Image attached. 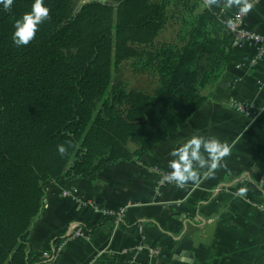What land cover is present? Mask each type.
Returning a JSON list of instances; mask_svg holds the SVG:
<instances>
[{"label":"trees","instance_id":"obj_1","mask_svg":"<svg viewBox=\"0 0 264 264\" xmlns=\"http://www.w3.org/2000/svg\"><path fill=\"white\" fill-rule=\"evenodd\" d=\"M32 3L0 5V264H36L29 235L52 184L94 182L188 123L228 70L235 42L201 0H45L49 18L16 47L15 21Z\"/></svg>","mask_w":264,"mask_h":264},{"label":"crops","instance_id":"obj_2","mask_svg":"<svg viewBox=\"0 0 264 264\" xmlns=\"http://www.w3.org/2000/svg\"><path fill=\"white\" fill-rule=\"evenodd\" d=\"M225 3L219 0L209 9L229 22L238 8ZM244 25L264 36V0ZM255 54L254 46L234 48L208 103L152 153L110 166L94 182L52 184L29 235L36 264H264V214L256 207L264 205V172L258 177L264 167V57L249 66ZM234 96L257 103L258 118L233 111ZM194 133L227 143L229 155L211 175L201 173L197 183L161 184L160 172L172 171L170 153ZM69 189L78 192L79 201L62 197ZM92 204L125 211L118 221L93 228L104 215ZM75 223L82 237L72 235Z\"/></svg>","mask_w":264,"mask_h":264},{"label":"clouds","instance_id":"obj_3","mask_svg":"<svg viewBox=\"0 0 264 264\" xmlns=\"http://www.w3.org/2000/svg\"><path fill=\"white\" fill-rule=\"evenodd\" d=\"M219 0H208V4H217ZM14 0H0L5 10H10ZM255 0H226L225 8H238V15H246L254 8ZM50 9L45 0H33L31 11L24 13L15 21L12 42L16 47L27 46L36 37L40 26L49 18ZM231 23V21H229ZM61 155L66 148L58 146ZM230 146L217 137H205L194 133L184 144L170 153L172 159L169 168L172 170L169 179L179 187L186 182L197 183L201 173L209 176L217 169L224 157L228 156ZM244 190L242 189L241 192Z\"/></svg>","mask_w":264,"mask_h":264},{"label":"built area","instance_id":"obj_4","mask_svg":"<svg viewBox=\"0 0 264 264\" xmlns=\"http://www.w3.org/2000/svg\"><path fill=\"white\" fill-rule=\"evenodd\" d=\"M263 0H255L254 6L258 5ZM204 5H206L208 8L210 7L208 4V0L202 1ZM248 14V13H247ZM246 15H238V11L235 12L230 19L231 23L224 22L228 25L229 29L235 34V42H234V48H242L246 46H254L256 48V54L253 58H250L248 60L249 66H255L257 65L262 58L264 57V36L258 33L257 31H254L250 28L245 27L244 21L246 18ZM218 16V15H217ZM220 17V16H219ZM231 106L235 111L242 114L245 117H251L255 115L258 116V105L257 103H242L239 100H233ZM255 119L254 117H251ZM160 183L161 184H170L175 185L176 182L174 180L169 179L170 174L167 172H160ZM62 197L65 199H73L76 201H79L80 198L78 196V192L75 189H69L66 191H63L61 193ZM92 207L97 213H101L104 216H117L118 220L121 218L122 214H124V209H120L118 211H107L102 210L95 204H92ZM257 209L264 214V205L258 206L256 205ZM103 216V217H104ZM117 220V221H118ZM72 235L74 237H82L83 232L82 228L78 223H75L71 228ZM152 253H155L153 250Z\"/></svg>","mask_w":264,"mask_h":264},{"label":"rangeland","instance_id":"obj_5","mask_svg":"<svg viewBox=\"0 0 264 264\" xmlns=\"http://www.w3.org/2000/svg\"><path fill=\"white\" fill-rule=\"evenodd\" d=\"M83 1H86V0H83ZM203 0H201V2H202ZM205 4V3H204ZM203 4V2H202V5L204 6L203 8L205 9H207L208 7L206 6V5H204ZM209 9V8H208ZM133 83H136L137 85H139V86H141V87H144V86H146V82L144 81V80H141V79H134L133 80ZM233 100H238V98L236 97V96H234V97H232L231 99H230V101H229V103H230V105L231 106H233L232 105V101ZM242 103H253V101H249V100H242L241 101ZM232 110L233 111H235L233 108H232ZM236 113H238L237 111H235ZM239 115H241V116H243L242 114H240V113H238ZM245 117V116H244ZM251 117H254L255 119H257L258 118V116L256 117L255 115H253V116H251ZM251 117H245V118H248L249 120H251V121H253L254 119L253 118H251ZM262 213V212H261ZM152 253V252H151Z\"/></svg>","mask_w":264,"mask_h":264},{"label":"water","instance_id":"obj_6","mask_svg":"<svg viewBox=\"0 0 264 264\" xmlns=\"http://www.w3.org/2000/svg\"><path fill=\"white\" fill-rule=\"evenodd\" d=\"M96 1H98V2H102L103 0H96ZM103 3V2H102Z\"/></svg>","mask_w":264,"mask_h":264}]
</instances>
